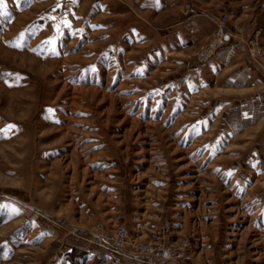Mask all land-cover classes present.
Returning a JSON list of instances; mask_svg holds the SVG:
<instances>
[{
    "label": "rangeland",
    "instance_id": "1",
    "mask_svg": "<svg viewBox=\"0 0 264 264\" xmlns=\"http://www.w3.org/2000/svg\"><path fill=\"white\" fill-rule=\"evenodd\" d=\"M223 15L264 49V0H0V264H264V67L196 60Z\"/></svg>",
    "mask_w": 264,
    "mask_h": 264
},
{
    "label": "built area",
    "instance_id": "2",
    "mask_svg": "<svg viewBox=\"0 0 264 264\" xmlns=\"http://www.w3.org/2000/svg\"><path fill=\"white\" fill-rule=\"evenodd\" d=\"M218 27L212 33L209 40L196 53L199 63H206L214 57L224 46L237 41L238 46L246 51L256 63L264 67V49L261 43L263 29L260 26H238L235 30L226 25L228 16L223 15L218 19ZM169 227V226H168ZM159 239L160 236H158ZM96 242L99 245L110 246L118 250L152 254L157 259L168 258L174 254V247L159 243L152 246L148 243L136 241L131 237L130 231L124 225H118L111 231L101 228L97 233Z\"/></svg>",
    "mask_w": 264,
    "mask_h": 264
},
{
    "label": "snow or ice",
    "instance_id": "3",
    "mask_svg": "<svg viewBox=\"0 0 264 264\" xmlns=\"http://www.w3.org/2000/svg\"><path fill=\"white\" fill-rule=\"evenodd\" d=\"M65 23H67V22H65ZM23 35V34H22ZM0 131H2V130H0Z\"/></svg>",
    "mask_w": 264,
    "mask_h": 264
}]
</instances>
